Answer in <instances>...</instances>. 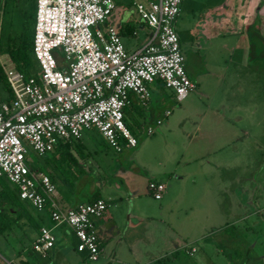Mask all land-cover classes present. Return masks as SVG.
Returning <instances> with one entry per match:
<instances>
[{
  "label": "rangeland",
  "instance_id": "374dc122",
  "mask_svg": "<svg viewBox=\"0 0 264 264\" xmlns=\"http://www.w3.org/2000/svg\"><path fill=\"white\" fill-rule=\"evenodd\" d=\"M138 1L114 0L115 8L105 19V22L111 23L120 15L127 18L129 22L125 25L137 31L135 36L129 38L134 46L143 44L151 33V29L145 25L142 30L137 29L139 23L134 4ZM256 4L257 0H250L251 8ZM21 7L27 8V3L22 2ZM33 11L34 3L31 13ZM1 12L2 7L0 64L8 68L12 62L3 52L7 44L6 35L17 34L21 25L16 12H10L8 17L13 24L10 28L7 26L6 30V20ZM176 18L173 25L184 56V66L195 69L194 75L187 74L194 88L178 102L171 95H166L159 105L160 112L156 117L161 118V123L154 133L146 135L142 121L138 120L139 114L127 107L124 122L133 127L132 122L137 121L139 125L134 126L135 147L115 152L105 144L99 133L88 129L83 130L79 141L70 144L69 150L63 154L52 151L44 158L29 153V166L44 173H53L58 191L64 187L62 181H69L68 194L80 200L89 195L90 189L98 190V182L102 179L103 183L116 180L130 187H141L146 196L145 205L151 209L152 219L147 229L156 244V251L161 252V237L170 230L176 242L182 245L178 251L182 264H264V136L259 137L260 145L253 140L264 126V120L260 121V116H250L262 115L260 111L250 112L255 105L264 110V70H260L254 49L251 54L247 49L246 57H242V54L239 57L228 56L217 48V53L212 51L208 57L201 50L191 51L189 35L196 24L189 25L181 33L179 17ZM32 22L33 18L30 20ZM245 29L246 43L254 48L253 43L255 46L257 44L256 33L252 32L256 30L255 15L247 19ZM121 43L124 49L129 50L130 43L126 38H121ZM244 45L245 41L240 37L237 48L244 51ZM237 66L239 69H236ZM163 91L169 92L168 89ZM3 92L0 82V101L7 100ZM236 105L242 106L240 110L235 108ZM243 106L245 111L242 110ZM164 109L170 111L166 118L162 116ZM234 115L241 117L238 119ZM224 117L232 118L231 124L226 123ZM227 130L237 135H242L241 130H246L249 134L241 138L240 143L236 142L235 147L229 144L231 157L228 161L233 163L218 165L217 157L222 150L209 143L213 140L221 142ZM43 162H47L46 166ZM136 163L152 171L167 169V177L160 178L163 183L172 177V173L180 177L175 182L178 193L170 191L173 185L165 183V192L170 191V196L166 198L168 204L164 209H157L162 199L155 200L146 189L148 176ZM9 186L13 193L16 192L15 186L0 176V187ZM44 220L37 223L43 225ZM46 220H49V226L45 227H52L53 222L49 217ZM58 229L61 231L58 225L52 228L54 237ZM6 233L3 238L0 237V260L3 263L9 258L6 243H9L11 236ZM191 247L194 251L189 254ZM51 251L47 257H51ZM79 252L74 251V254L79 257ZM100 263V260L93 262ZM168 263L159 261L152 264ZM80 264H84L83 259Z\"/></svg>",
  "mask_w": 264,
  "mask_h": 264
},
{
  "label": "built area",
  "instance_id": "2783aa9c",
  "mask_svg": "<svg viewBox=\"0 0 264 264\" xmlns=\"http://www.w3.org/2000/svg\"><path fill=\"white\" fill-rule=\"evenodd\" d=\"M180 2H136L135 12L151 33L141 46L126 50L117 30L105 22L114 0H35L34 64L27 71L3 68L10 97L0 101V176L15 186L20 200L48 210L53 226L40 227L31 242L40 256L54 243L52 228L63 224L76 238V250L90 263L97 261L101 246L94 221L106 203L96 198L60 206L50 177L29 166V153L43 157L59 143L77 141L88 129L115 152L135 147L125 109L133 104L146 108L156 81L175 102L194 88L173 25ZM167 114L164 110L163 117ZM153 131L154 126L145 128V134ZM147 189L159 199L163 185L149 181Z\"/></svg>",
  "mask_w": 264,
  "mask_h": 264
},
{
  "label": "crops",
  "instance_id": "0c3cea01",
  "mask_svg": "<svg viewBox=\"0 0 264 264\" xmlns=\"http://www.w3.org/2000/svg\"><path fill=\"white\" fill-rule=\"evenodd\" d=\"M254 15L256 30H252V32L256 33L255 39L257 41V47L253 43L254 48H252V45H248L246 43V33L244 30H246L245 25H247V19L250 16ZM177 16L179 17L178 22L181 33L186 31L189 25L194 26V24H196L195 27H193V29L191 30V35H189L191 51L201 50V52L205 54V57H208V54L212 53V51H214L213 53H215V50L217 48L220 49L219 51H222V53L228 56L239 57L242 54V57H246L247 49L249 54H251L254 49V54H256V57L259 61L258 63L260 70H264V0H257V4L252 8L250 7V0H181ZM126 22H129L128 19L121 15L119 17H116L114 22L109 23L106 21L107 24L113 26L117 30L120 36V40L121 38H126L129 41V50H133L136 49L137 46H141L142 43L137 46H134L131 43V39L129 38L130 36H135L137 34V31L133 30L129 26H126ZM137 22L139 23L137 29L142 30L143 25L148 27L139 17L137 19ZM240 37H242L245 41L244 51H241L239 48H237ZM146 40L147 39L145 38L143 43ZM229 60L232 62L231 58H229ZM11 66H14L13 63L9 67ZM3 68L4 67H2V69ZM236 69H239V66H237ZM185 71L186 74L190 73L194 75L195 73V69L193 68V66L185 65ZM164 89L166 88H164L159 83V81L154 82L151 88L150 100L146 108H140L137 105L133 104L130 107L131 109H125L124 115L128 109L135 112V114V109H141L143 115H139L138 120L142 121L141 124L142 127L144 126V131L147 126H154L155 131V129H157L158 125L161 123V118L156 117L160 112L158 111L159 105L163 103L166 95H171L170 91H165V93L163 91ZM3 94V97H7L6 90H4ZM153 95L155 96L154 99L152 98ZM240 107L242 106H235V108H238V110H240ZM243 107L244 108L242 110L245 111V106ZM164 110L162 111V116ZM255 111H260L262 115H259V113L252 114L250 116H253L252 118H254V116H260V121L264 120V110L258 109L255 105V108H250V112ZM169 113L170 111L168 110V114L164 116V118H166ZM234 116L238 119L241 117L240 115ZM245 116L247 115L245 114ZM224 118V121L226 123L232 121V118L230 117ZM156 119H160V122L158 124H155ZM154 131L152 133H154ZM241 132L242 135H237L232 130H227L224 133V139L221 140V142H216L213 140L209 143L210 146L213 145L214 148L222 150V153L219 154L220 156L217 157V163H219L218 165L233 163L231 161H228L231 157V153L229 152L228 147L231 145L234 146L236 142L240 143L241 138H244L249 134L246 130H241ZM263 136L264 126L262 125L260 133L253 138L254 143L260 145L262 143L260 141V138ZM140 149L141 148L135 151L136 154L139 153ZM68 150L69 147L67 151ZM52 151L61 154L62 147H55ZM46 156L47 155L43 157L46 158ZM46 163L47 162L44 163V166H46ZM137 165L140 167V164ZM142 169H144L145 173L148 176L147 183L149 181H156L163 185L161 196L158 199H162V202L157 206V209H164L168 204L167 199H169L168 196H170V191H175V193H178L176 190L177 185L175 184V182L180 179V177L177 174L172 173V177L167 178L163 183L161 182L160 178L167 177L165 175L168 172L167 169L164 168L162 171H152L148 168ZM122 172H125V170ZM68 173H70V171ZM46 174L50 177L55 185L54 197L56 202L62 207H71L75 204L86 202L87 200L93 198V196H97L105 200L106 208L103 215L94 221V225L101 242V254L98 258V260L101 261L100 264H152L159 261H165L167 263L169 262L168 264H182L180 259L178 258V251L182 248V245L176 242V238L173 233L170 232V230L168 231L167 235L161 237V252L156 251V244L151 237L150 231L147 229L151 224V209H149V207L145 205L144 199L146 196L144 194V189H142L141 187H130L128 184H121L116 180L107 181L106 185V183H103L104 180L102 179V181L98 182V190L90 189L91 192L89 193V195L85 199L80 200L77 197H71L68 194L69 181H62L64 187L61 191H58L57 184L55 183L56 177L54 176V174L51 172H48ZM165 183L173 185L172 187H170L171 189L169 192H165ZM8 188L10 189V186ZM19 202L27 207L29 212L32 213L31 216L35 224H37V229L34 232L30 230L27 231V234L29 236V238H27L25 235H23V231L20 227L18 228L16 227V225L13 227L11 225L13 235H11V238L8 239L9 243H6L9 258H6L7 260L5 261V263L0 260V264H11L10 260H15V255L18 252H20L21 254L24 253L26 242H28L29 245L31 244V240H33V238L36 236L39 228L42 226H49V220H46V217L48 218V210L46 208L38 211L34 209L28 202L20 199ZM13 207L14 206L11 205H3V211H5L7 216H9V220H11L17 210H19L16 209L17 207ZM38 220H40L41 222L42 220H44L45 224L42 225L41 223V225H39L37 223ZM21 221L24 220L22 219ZM23 225L26 229L27 223H24ZM14 228H16L17 231ZM58 228H61V231L58 229L55 232L53 246L48 251L50 252L52 250L51 257H47L48 252L45 256H40L42 263L80 264L83 259L82 253H80L75 248L76 238L74 237L73 233L68 227H65L64 225H58ZM3 236V234H0V237L3 238ZM74 251H78L81 255L77 257L74 254Z\"/></svg>",
  "mask_w": 264,
  "mask_h": 264
},
{
  "label": "trees",
  "instance_id": "16d2710c",
  "mask_svg": "<svg viewBox=\"0 0 264 264\" xmlns=\"http://www.w3.org/2000/svg\"><path fill=\"white\" fill-rule=\"evenodd\" d=\"M22 2L27 3V8L21 7ZM33 3L35 10V0H3L2 4H0V7H2L1 14L3 16V19L6 20L5 29L8 30V27L10 28L11 25L13 24L12 19L10 20L8 17V14L10 12H16V14L18 15L19 24L21 25V30L17 34L15 33V35H11L10 33H8L6 35L7 44L3 52H5L8 55L10 61L13 63V65L16 68L18 69L23 68L25 69V71H27L34 64L31 54L33 22L32 24L30 23V20L32 21V18L34 21V11L33 13H31V8L33 7ZM0 82L2 84V88L6 90L8 93L7 96L8 99V97H10V93L7 82L4 77L1 64H0ZM135 110L139 115H143L141 109H135ZM125 124L133 134L135 132L134 126L136 127L139 126L137 121L132 122L133 127L128 123ZM78 141L79 140H77L76 142L59 143L56 147L58 146L62 147L61 154H63L67 152L68 146L70 144L77 143ZM96 198H100V197L93 196V198L87 201H91ZM16 199L19 200L18 196L16 195V192L13 193V191L8 187H0V234L4 235V233L7 232L5 235L7 234H10V236L13 235L11 225L15 224L18 228L19 227L21 228V230L23 231V235L29 238L27 231L29 230L32 232L36 231L37 224H35V222L33 221L31 213L29 212L27 207H25L21 202H19ZM3 205H11L14 206L15 208L17 207L16 209H19L11 218V220H9V216H7L5 211H3L4 210ZM22 219L24 221H21ZM24 223H27L26 229L24 228L23 225ZM100 246H101V242H100ZM15 257H16L15 260H10L11 264H43L40 255L31 248V244L29 245L28 242H26L24 253L21 254L20 252H18L15 255ZM82 258L84 260V264H92L89 261H87L83 255Z\"/></svg>",
  "mask_w": 264,
  "mask_h": 264
}]
</instances>
